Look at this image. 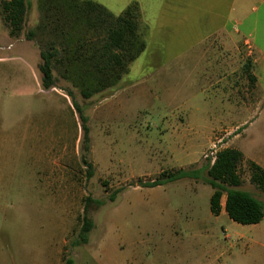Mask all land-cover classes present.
I'll return each instance as SVG.
<instances>
[{
    "label": "rangeland",
    "instance_id": "374dc122",
    "mask_svg": "<svg viewBox=\"0 0 264 264\" xmlns=\"http://www.w3.org/2000/svg\"><path fill=\"white\" fill-rule=\"evenodd\" d=\"M95 1L117 15L137 1L138 32L147 47L116 86L85 98L57 68L55 86L42 85L40 53L50 37L38 27L39 0H27L18 34L4 20L0 0V264H34L57 238L69 239L62 246L68 256L84 214L94 222L91 239L134 240L130 258L138 253L155 264H264V218L241 224L225 209L214 215V189L204 179L143 187L163 171L204 168L211 152L226 147L264 161V85L262 91L253 85L245 66L237 70L246 78L237 75L240 92L232 96L228 79L216 83L212 70L188 59L203 55L206 64L214 55L201 52L199 43L213 29L211 0ZM245 9L237 0V15ZM31 30L36 34L28 39ZM252 56L243 50L237 65ZM74 101L87 118V139ZM244 102L248 108L228 115L233 104ZM190 124L201 136L214 130L208 148L182 147ZM234 125L243 135L239 140L230 132ZM239 171L238 188L264 201V191L250 180L248 160ZM201 175L208 177L207 170ZM224 201L225 195L222 206Z\"/></svg>",
    "mask_w": 264,
    "mask_h": 264
},
{
    "label": "trees",
    "instance_id": "16d2710c",
    "mask_svg": "<svg viewBox=\"0 0 264 264\" xmlns=\"http://www.w3.org/2000/svg\"><path fill=\"white\" fill-rule=\"evenodd\" d=\"M1 6L4 20L12 26V34H18L25 20L27 0H2ZM39 7L43 16L38 27L50 37L48 48L41 49L40 53V71L45 89L55 86L53 70L57 68L85 98H90L116 86L129 73L130 64L147 47L146 40L138 32L141 11L137 1L118 15L95 0H39ZM83 28L86 30L84 34L74 33ZM35 34L31 30L28 39H33ZM249 68L246 64V69ZM248 76L254 85L256 80L250 71ZM73 104L79 111L87 139V118L75 101ZM244 160L241 150L226 147L217 151L213 164L209 159L204 168L163 171L158 178L145 182L143 187H156L184 178L204 179L214 189L210 198L214 215L221 214L222 198L226 195L224 208L232 220L241 224H256L264 218V201L238 188L243 182L239 168ZM89 167L91 176L92 165ZM204 169L208 174L206 178L201 175ZM248 169L251 182L264 191V168L248 160ZM116 195L115 192L110 199L115 201ZM81 220L76 244L86 243L94 228L93 220L86 214ZM66 264L75 263L68 258Z\"/></svg>",
    "mask_w": 264,
    "mask_h": 264
},
{
    "label": "crops",
    "instance_id": "0c3cea01",
    "mask_svg": "<svg viewBox=\"0 0 264 264\" xmlns=\"http://www.w3.org/2000/svg\"><path fill=\"white\" fill-rule=\"evenodd\" d=\"M203 1L195 0L192 3L202 5L204 4ZM210 3L211 11L214 13L212 15L213 29L204 35L199 43L204 45L201 52L212 51L214 55L210 57V61L206 64L201 63L203 55L189 57L188 59L194 60L196 67L212 70L211 75L216 83L228 79L227 84L231 87L232 96L240 92L236 85L237 75L238 77L245 76L241 72L237 74V70L245 69L246 64H249V71L256 80L255 84L259 85L262 91V85H264V0H244L246 9L243 15H237L236 13L237 0H211ZM243 50H246L247 57L253 56L249 61L237 65L236 56ZM215 70L226 71L216 73ZM246 84L248 83L244 79L243 85ZM244 91L249 95L252 91L251 86L249 87L248 84ZM233 105L231 108L232 113L228 112V115H234L236 110H241L240 108H248L246 102H244V106ZM238 126L230 127V132L235 133L233 137L237 140L243 136L240 131L236 132ZM185 128L188 132L181 137L183 148L196 149L210 146L212 141L210 134L214 130L201 136L200 131L196 126L194 127V124H190ZM242 152L245 158L244 162L252 160L264 168V161L260 158ZM224 207L225 201L222 211L225 209ZM68 241L67 238L52 240L51 247L47 251L43 249L38 252L34 264H66L68 258H71L75 264H155L147 259L140 260L141 257L138 253H135L131 258L128 256L129 250H127V247L135 244L134 240L131 239L101 238L93 240L89 237L86 243L81 244H76V240H74L72 242L74 247L71 250L67 249L68 252L70 250V253L68 256H64L62 246L67 245Z\"/></svg>",
    "mask_w": 264,
    "mask_h": 264
},
{
    "label": "built area",
    "instance_id": "2783aa9c",
    "mask_svg": "<svg viewBox=\"0 0 264 264\" xmlns=\"http://www.w3.org/2000/svg\"><path fill=\"white\" fill-rule=\"evenodd\" d=\"M215 147V146H214ZM217 149V148H216ZM219 150V149H218ZM218 150H215L214 152H211V163L213 164L214 162H215V160H216V153H217V151Z\"/></svg>",
    "mask_w": 264,
    "mask_h": 264
}]
</instances>
